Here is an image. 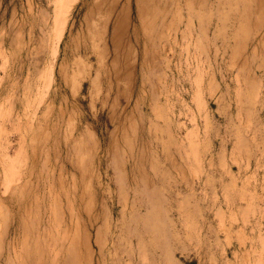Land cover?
<instances>
[{
	"label": "rangeland",
	"instance_id": "obj_1",
	"mask_svg": "<svg viewBox=\"0 0 264 264\" xmlns=\"http://www.w3.org/2000/svg\"><path fill=\"white\" fill-rule=\"evenodd\" d=\"M67 2L0 0L8 264H264V0Z\"/></svg>",
	"mask_w": 264,
	"mask_h": 264
},
{
	"label": "bare ground",
	"instance_id": "obj_2",
	"mask_svg": "<svg viewBox=\"0 0 264 264\" xmlns=\"http://www.w3.org/2000/svg\"><path fill=\"white\" fill-rule=\"evenodd\" d=\"M65 1V0H64ZM62 2L61 0H59V2H60V4H59V6L54 10H52V11H55V13H54V17H53V22H54V25H59V26H54L55 27V29H54V31L57 29V31L61 28V30H60V32H57V33H59V34H57L56 32V35H59V38H61L60 36H61V34H62V31H64L63 29V27H64V25H65V21H66V16H67V12H68V9H69V3L66 1V2ZM129 1V0H128ZM136 1V0H135ZM75 2V1H74ZM115 2V1H114ZM55 4V3H54ZM72 4V3H71ZM54 6V5H53ZM110 6V5H109ZM112 7H114L113 5H112ZM132 7V6H131ZM72 8V7H71ZM98 8V7H97ZM73 9V8H72ZM96 9V8H95ZM110 9V8H109ZM111 9H113V8H111ZM110 9V10H111ZM137 9V8H136ZM99 11V10H98ZM108 11V10H107ZM103 12V11H102ZM110 12H112V11H110ZM114 12V11H113ZM95 13H97V12H95ZM94 13V14H95ZM109 13V12H108ZM127 14V13H126ZM93 16V15H92ZM98 16V15H97ZM111 16V15H110ZM109 16V17H110ZM119 16V15H118ZM87 17V16H86ZM99 17V16H98ZM108 17V18H109ZM127 17V16H126ZM124 18H125V16H124ZM87 19V18H86ZM122 19V18H121ZM82 20H83V18H82ZM91 20V19H90ZM108 20V19H107ZM107 20H105V21H107ZM117 20V19H116ZM87 21V20H86ZM120 21V20H119ZM124 21V20H123ZM107 22H109V21H107ZM122 22V21H121ZM125 22V21H124ZM44 23V22H43ZM116 23V22H115ZM89 24V23H88ZM121 24V25H120ZM120 24H117L118 26H123L122 24H123V22L122 23H120ZM110 25V24H109ZM91 26V25H90ZM56 27H58V28H56ZM116 27V26H115ZM114 27V28H115ZM121 28V27H120ZM123 28H124V26L122 27V29L121 30H123ZM125 29H126V26H125ZM53 30V29H52ZM114 30V29H113ZM116 30H117V28H116ZM88 31V30H87ZM118 31L120 32V30L118 29ZM86 32V31H85ZM113 32V31H112ZM122 32V31H121ZM120 32V33H121ZM82 33V32H81ZM85 34V33H84ZM87 34V33H86ZM124 34V33H123ZM128 34V33H127ZM126 34V35H127ZM63 35V34H62ZM109 35V34H108ZM125 35H123V37H124ZM78 37V36H77ZM107 38V37H106ZM114 38V37H113ZM119 38V37H118ZM118 38H115V39H118ZM125 38V37H124ZM57 40V39H56ZM59 40V39H58ZM119 40H120V38L118 39V41L116 42V43H118L119 42ZM122 40H123V38H122ZM129 40V39H128ZM107 41V40H106ZM109 41V40H108ZM112 41V40H111ZM115 41V40H114ZM113 41V42H114ZM115 43V44H116ZM130 43V42H129ZM120 44H122V43H120ZM119 44V45H120ZM118 45V44H117ZM125 44L123 43V46H124ZM112 47V46H111ZM110 47V48H111ZM126 48V47H125ZM131 48H133V47H131ZM113 48H111V50H112ZM51 50V49H50ZM121 50H122V48H121ZM125 50H127V49H125ZM54 51V50H53ZM124 51V50H123ZM129 50H127V52H128ZM55 52V51H54ZM114 51H112V54L114 55L115 54V52L113 53ZM121 52V51H120ZM120 52H118V53H120ZM107 53V52H106ZM117 53V52H116ZM126 53V52H125ZM108 54V53H107ZM122 54H123V52H122ZM54 55V54H53ZM129 55V54H128ZM127 56V55H126ZM106 57V56H105ZM113 57V56H112ZM111 57V58H112ZM114 57H117V55L116 56H114ZM54 58V57H53ZM122 59V58H121ZM110 61V60H109ZM113 61V60H112ZM116 61H117V59H116ZM129 61V60H128ZM109 63V62H108ZM112 63V62H111ZM124 63V62H123ZM126 64V63H125ZM109 65H111L110 63H109ZM115 65V64H114ZM113 65V66H114ZM117 65V64H116ZM122 65V64H121ZM112 66V68L115 70L116 68L115 67H113ZM122 66H124V65H122ZM111 67V66H110ZM122 69L123 68H118V72H119V74H120V72L122 71ZM126 69H127V67H126ZM109 70V69H108ZM128 70V69H127ZM127 70H125V71H127ZM49 71H51V70H49ZM45 73V72H44ZM110 73V72H109ZM122 73V72H121ZM114 74V73H113ZM126 74V73H125ZM110 75V74H109ZM115 75V74H114ZM48 76H49V74H48ZM47 76V77H48ZM127 76V75H126ZM48 78H50V77H48ZM110 78V77H109ZM52 79V78H51ZM109 80V79H108ZM111 80V79H110ZM49 81H50V79H49ZM50 83H48V85H49ZM47 87V86H46ZM48 87H50V86H48ZM49 89V88H48ZM49 93V92H48ZM58 93V92H57ZM27 96V95H26ZM35 113V112H34ZM1 139V138H0ZM3 141V140H2ZM9 143V142H8ZM23 143V142H22ZM10 145H11V143H10ZM9 144H8V146H10ZM24 145V144H23ZM20 146H22V145H20ZM12 147V146H11ZM10 147V148H11ZM1 151V150H0ZM6 156L7 155H3V158L5 157L6 158ZM8 157V156H7ZM0 159H2V158H0ZM5 160H9V157H8V159H5ZM15 160V159H14ZM16 161V160H15ZM11 162V161H10ZM10 162L8 163V165L10 164ZM12 162H14V161H12ZM5 163V162H4ZM8 165H6V166H8ZM15 165V164H14ZM6 166H5V168H6ZM10 168H12V167H10V166H8V169L9 170H12V169H10ZM13 168H14V166H13ZM1 169V168H0ZM20 169V168H19ZM5 171V170H4ZM3 172V171H2ZM7 172V171H6ZM10 172V171H9ZM12 172V171H11ZM13 173V172H12ZM9 174V173H8ZM14 174H16V173H14ZM20 174V173H19ZM2 175H3V180L1 179V181H3V190L6 192V191H8V189H10V178H13V177H8L9 175H11V173L9 174V175H5V174H3L2 173ZM13 175V174H12ZM14 179V178H13ZM13 182L14 181H12V184H13ZM2 190V191H3ZM3 192H1V194H2ZM9 198H10V195H9ZM8 198V199H9ZM2 202V201H1ZM6 207V206H5ZM9 218V217H8ZM59 218V217H58ZM9 221V220H8ZM6 221L4 218H1V221H0V264H8V258L10 257V251H9V248H11V246H9L8 244H7V242H6V240H7V238H8V235H9V231H10V223L9 222H11V221ZM258 236V235H257ZM60 237V236H59ZM14 239V238H13ZM56 239H58L57 237H56ZM62 242V241H61ZM11 243V242H10ZM21 244V243H20ZM57 244V243H56ZM255 244V243H254ZM59 245V244H58ZM16 246V245H15ZM56 246V245H55ZM20 247V246H19ZM16 248V247H15ZM245 248V247H244ZM13 249V248H12ZM12 251H15L14 249L12 250ZM18 251H20L21 252V250H18ZM23 251V250H22ZM13 253V252H12ZM19 253V252H18ZM21 254V253H20ZM56 254H58V253H56ZM60 254V253H59ZM13 255V254H12ZM19 257H20V255H18ZM56 256V255H55ZM12 257V256H11ZM22 257V256H21ZM15 258H16V255H15ZM15 258H13V259H15ZM28 258H29V256H28ZM55 258V257H54ZM22 259V258H21ZM16 260V259H15ZM14 260V261H15ZM12 262V261H11ZM19 262H20V260H19ZM23 262V261H22ZM29 262V261H28ZM13 263V262H12ZM18 263V262H17ZM21 264H24V263H21ZM28 264V263H27Z\"/></svg>",
	"mask_w": 264,
	"mask_h": 264
}]
</instances>
